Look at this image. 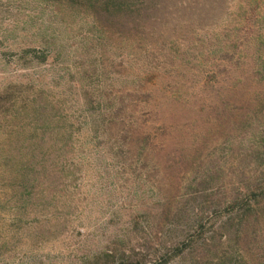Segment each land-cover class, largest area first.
I'll list each match as a JSON object with an SVG mask.
<instances>
[{
	"label": "rangeland",
	"instance_id": "obj_1",
	"mask_svg": "<svg viewBox=\"0 0 264 264\" xmlns=\"http://www.w3.org/2000/svg\"><path fill=\"white\" fill-rule=\"evenodd\" d=\"M66 1L0 0V264H264V0Z\"/></svg>",
	"mask_w": 264,
	"mask_h": 264
},
{
	"label": "trees",
	"instance_id": "obj_2",
	"mask_svg": "<svg viewBox=\"0 0 264 264\" xmlns=\"http://www.w3.org/2000/svg\"><path fill=\"white\" fill-rule=\"evenodd\" d=\"M186 1L191 0H83V2L67 0L65 3L72 10L81 9L87 16L89 24L98 27L102 33L110 31L128 40L129 33L138 29L137 27L141 24H150L155 27L166 19H173L177 12V5L195 16L194 7L183 6Z\"/></svg>",
	"mask_w": 264,
	"mask_h": 264
}]
</instances>
